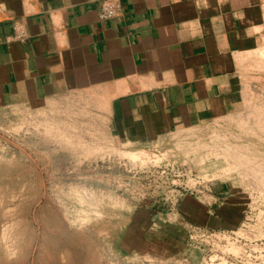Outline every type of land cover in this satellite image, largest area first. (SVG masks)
Instances as JSON below:
<instances>
[{"label": "rangeland", "instance_id": "obj_1", "mask_svg": "<svg viewBox=\"0 0 264 264\" xmlns=\"http://www.w3.org/2000/svg\"><path fill=\"white\" fill-rule=\"evenodd\" d=\"M259 2V47L238 66L241 105L171 142L115 145L102 90L37 110L0 108V264H264V147L237 150L232 159L218 138L264 118ZM220 183L233 194L227 204L243 202L244 211L228 205L225 229L199 227L213 200L209 184ZM164 184L187 185L194 195L175 203ZM180 204L183 219L171 212ZM160 218L180 223L179 250L148 242ZM193 227L221 235L192 241Z\"/></svg>", "mask_w": 264, "mask_h": 264}, {"label": "crops", "instance_id": "obj_2", "mask_svg": "<svg viewBox=\"0 0 264 264\" xmlns=\"http://www.w3.org/2000/svg\"><path fill=\"white\" fill-rule=\"evenodd\" d=\"M101 1L0 0V108L37 110L102 90L108 137L145 149L241 105L238 66L259 47V0H115L117 15L106 20ZM222 187L209 184L199 227L225 229L228 205L244 211ZM173 211L184 218L181 204ZM156 223L148 242L179 250L180 223Z\"/></svg>", "mask_w": 264, "mask_h": 264}, {"label": "bare ground", "instance_id": "obj_3", "mask_svg": "<svg viewBox=\"0 0 264 264\" xmlns=\"http://www.w3.org/2000/svg\"><path fill=\"white\" fill-rule=\"evenodd\" d=\"M226 132H228V131H226ZM225 133L220 134L221 136L219 135L218 138L221 142V145L223 144L226 146L225 151H226L227 156H231V155L233 156L234 154L237 153V150L247 153V151H251L254 148L264 147V118L262 117V118L254 120L252 123V127H247V126L241 127V128L237 127V129H234L227 134H225ZM255 150H257V149H255ZM239 151L237 154H239ZM258 152L259 151L257 150L256 153H258ZM261 152H259V153H261ZM244 155H246V154H244ZM232 156H231V158L233 159L234 157H232ZM241 156H243V154ZM250 156H245V158L248 159ZM240 157L237 159H240ZM243 160H244V158H243ZM251 162H253V161H251ZM201 264H205V263L202 262Z\"/></svg>", "mask_w": 264, "mask_h": 264}, {"label": "built area", "instance_id": "obj_4", "mask_svg": "<svg viewBox=\"0 0 264 264\" xmlns=\"http://www.w3.org/2000/svg\"><path fill=\"white\" fill-rule=\"evenodd\" d=\"M119 10V5L115 0H103L99 3L97 12H98V17L101 20H106V19H112L115 18L117 15V12ZM164 189L167 193H170L171 196L175 199V203L178 202L179 200L183 199L185 196H193L194 195V189L191 187L185 185L180 186L176 184H164ZM169 195V194H168ZM169 196V197H171ZM164 202L166 201V196H164ZM172 206H174V203H172ZM191 232L192 237L191 240L193 241V238L199 234V236H205V237H214L216 238L217 236L221 235V233H216L213 231H207L205 229H200V228H195L193 227Z\"/></svg>", "mask_w": 264, "mask_h": 264}]
</instances>
